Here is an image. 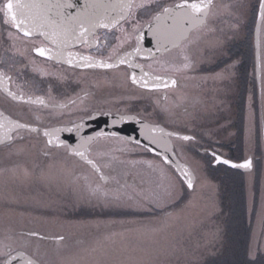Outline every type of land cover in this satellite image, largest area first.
<instances>
[{"label":"rangeland","instance_id":"obj_1","mask_svg":"<svg viewBox=\"0 0 264 264\" xmlns=\"http://www.w3.org/2000/svg\"><path fill=\"white\" fill-rule=\"evenodd\" d=\"M255 1L216 0L206 27L209 32L193 33L182 51L170 54L177 65L187 55L185 50L194 61L189 72L178 71L190 82L189 88L175 92L176 121L188 122L176 130L195 135V140L177 139L197 175L192 190L151 160L103 156L108 172L124 173H113L111 182L103 184L64 150H55L51 158L24 147L6 154L2 172L10 182L15 173H20L26 187L36 172L45 176L40 177L45 188H36L27 201L37 209L42 204L48 227L65 236L48 243L42 254L46 264H247L246 259L240 260L242 254L255 259L254 264H264V168L241 178L227 168L213 167L201 152L203 147L214 146L238 161L243 154L261 151L264 162V23L263 90L254 96L245 92L246 80L254 71ZM233 46L241 52L240 80L230 58ZM237 87L243 92L240 96ZM0 203L13 201L0 196ZM121 210L126 217L119 216ZM7 224H0V255L11 244ZM240 227L244 239L237 235ZM248 231L250 239L246 240ZM234 241L242 243L243 249H230Z\"/></svg>","mask_w":264,"mask_h":264},{"label":"flooded vegetation","instance_id":"obj_2","mask_svg":"<svg viewBox=\"0 0 264 264\" xmlns=\"http://www.w3.org/2000/svg\"><path fill=\"white\" fill-rule=\"evenodd\" d=\"M260 1H255L257 13ZM140 2L141 0L133 1L135 4ZM179 2L180 0H153L147 7H133L129 14L115 26L101 27L86 38L71 40L66 44L60 41L53 44L38 31H35L31 37H25L14 27L4 23L3 14L0 13V112H4L14 121L29 125L28 128H13L11 131H8L7 128H0V140H3L0 143V196H5L13 201V204L0 203V224L9 223L7 225L10 227L7 238L11 244H7L10 247H5L6 253L24 251L40 264H46L42 254L43 251L45 252L48 243L65 239L64 235H56L55 230L48 227L47 209L40 203L37 209L36 204L27 201L32 191L36 192V188L41 189V191L45 188L44 179L40 178L43 172L38 171L34 177H30V183L27 187L20 173L11 175L14 184L8 180L9 178L6 179L3 176L2 168H5L3 160L10 150H18L17 148L20 147L34 148L37 152L35 154L41 155L42 158L43 156L51 158L55 150H64L75 164L88 169L103 184L111 182L113 173L124 174L118 169H113L112 173L108 172L106 164L102 161L103 156L116 160L123 157L130 161H144L145 163V160H151L153 163H159L163 166L167 170L166 174L178 176L185 181L184 172L186 170L192 178L196 177L197 179L196 173L188 168L187 160L179 147L177 139L181 138L169 135V139L165 142L167 151L173 150L174 157L179 158V165H177L167 163L163 155L153 153L147 146L127 139L123 135H88L86 132L93 130L97 124L78 126L94 115H135L151 124L162 126L164 130L169 132H181L176 130V126L188 125V122L181 124V122L176 121L175 92L181 87L189 88L190 82H186V77L179 75L178 71L182 74L189 72L194 61L190 56V51L185 50L190 67L183 68L186 61L183 60L180 62L181 64L178 63L177 65L170 54L175 50L182 51L193 33L201 30L209 32L206 27L212 17L216 0L213 2L207 21L202 26L197 27L178 48L152 58L136 59L135 63L140 66L142 76L148 81V87L133 83L131 66L128 64L123 63L112 68H92L83 66L85 61L81 59V57L88 56L93 58V61L114 62L126 52L135 50L138 46L137 36L149 22L155 19L162 7ZM210 32L213 30L211 29ZM40 47L50 51H46V54L41 56L36 51ZM69 53L72 54V64L67 63ZM182 54L184 53H180V56ZM233 61L235 65L234 75H237V80H240L241 67L238 55L234 57ZM236 61L239 63L236 64ZM253 64L251 67L254 68L252 78L246 80L247 85L244 84L246 94L252 93L254 96L256 93L255 84H257L255 55ZM157 76L162 77L163 81L167 82V87L155 79ZM171 80L176 81L175 85L171 84ZM158 83L160 87H154ZM6 89L17 93V95H22L24 99H12ZM239 90L240 88L237 87L236 94L239 93ZM262 90L261 76V89L257 85L259 95H261ZM242 93L240 90L239 96ZM37 97H43L46 106L31 102L35 101ZM32 129H36V131H32ZM56 129H71V131L55 133L54 130ZM81 129L85 130L83 135L76 133ZM44 131L54 132V135L46 137ZM6 135L10 136L11 139H5ZM57 136L61 143L57 142ZM76 137L81 139L76 146H73L71 152L70 141ZM49 139L52 140L51 144L48 143ZM100 143H105V145H100ZM141 148L145 149L149 156L146 157ZM74 149L83 152L84 156L77 155L73 151ZM201 152L205 154L206 159L213 167H224L231 171L225 164H214L216 159L214 153L227 157L218 148L207 146L203 147ZM258 152H253L247 157L243 154L244 156L242 155L238 161L252 157L254 161L253 171L256 170L257 173H260L264 168V162L262 152ZM86 156L93 163L82 159ZM7 161L6 159V163H9ZM43 169L45 170L46 166ZM87 174L89 173L87 172ZM36 175L39 176V179L36 178ZM98 186L103 187L102 184H98ZM132 206L130 208H133ZM133 209L136 212L138 208ZM139 215L141 214H135V216ZM119 216L126 217L127 214L121 210ZM5 217L7 218L4 219ZM2 219L4 220L2 221ZM32 233H36V235H31ZM5 259H7L5 254L0 255V264H3Z\"/></svg>","mask_w":264,"mask_h":264},{"label":"water","instance_id":"obj_3","mask_svg":"<svg viewBox=\"0 0 264 264\" xmlns=\"http://www.w3.org/2000/svg\"><path fill=\"white\" fill-rule=\"evenodd\" d=\"M133 1L134 0H89L90 3H98L103 5L104 7L92 10V23L95 26L92 27L83 36H79L78 32L76 34L66 35L64 32L60 30H57L56 35L53 36L51 34L52 29L47 27L41 28L37 31L41 33L43 32L49 33L48 35H45V37L53 44H56L57 41L66 44L68 41L71 40L83 39L89 35H92L98 28L105 27L104 25H108L107 27H113L116 24H118L130 12L129 9L122 6L130 2L133 3ZM47 2L56 3L57 0H47ZM61 2H63V0H61ZM73 2L77 3L78 5H83L85 3V0H73ZM69 13L74 16L76 14V9H67L65 11V16H67ZM52 14L53 16L55 15V10H53ZM207 17L205 18L202 24H196V25H193L189 20L179 16L173 18V17H166L161 15V18L159 20H157L155 17V19L151 23H149L144 28V30L140 32V34L138 35L143 37L139 41L138 46L141 48V51L139 53H136L135 50H132L121 55L114 62H106V63H112L116 67L121 64L119 63V60L124 59L126 61L125 64L131 66V76L134 73L137 79L139 80V78L142 76V72L140 66L135 63L137 58H152L157 56L158 54L177 48L185 39H187L190 36L192 31H194L197 27L203 25L206 22ZM261 26H262V22L259 19V12H258V18L255 28V44H256L257 73H258L259 82L261 75V52H260L261 45L260 48L258 49L257 29L258 27L260 28V37H261ZM95 62H99V61L95 60ZM88 124L98 125V126L96 125L93 130L87 131L86 133L88 135L90 134L123 135L127 139L133 140L135 142L147 146L153 153L163 155L164 159L165 157H167V160L165 159L166 162L170 164L175 163L177 165H179V161H178L179 158L174 157L173 150L168 152L165 144V142L169 139L168 133H173L174 134L173 136H177V137L188 136L190 138H193V136L190 134H182L174 131H170V132L166 131L162 128V126L151 124L145 120L140 119L138 116L135 115H106V116L94 115L92 118H89L86 122H83L78 126H84ZM160 129H163V131H160ZM83 132H85V130L81 129L79 130V132L76 133L83 135ZM163 134L164 136H162ZM80 139L81 138L78 137L71 139L70 141L71 152L73 146H76ZM214 155L216 156L215 164L223 163L222 162L223 160H228L230 161V163L226 165L232 167L233 169L240 170L243 172H249L253 169L252 157L238 162L226 158L220 154L214 153ZM217 157H219L220 160H217ZM82 159L85 160L86 162L90 161L87 156ZM247 160H251L250 168H240V167L232 166L233 164H242ZM194 182H195V178H193V184ZM18 252L12 255L15 256ZM35 261L37 262V264H39L37 260ZM13 264H17V262L14 261Z\"/></svg>","mask_w":264,"mask_h":264},{"label":"snow or ice","instance_id":"obj_4","mask_svg":"<svg viewBox=\"0 0 264 264\" xmlns=\"http://www.w3.org/2000/svg\"><path fill=\"white\" fill-rule=\"evenodd\" d=\"M153 0H141L139 4L128 3L123 5L127 9L136 8H144L149 6ZM104 7L98 3H90L89 0H85L83 5H78L73 2V0H57L56 3L47 2V0H0V13L3 14V21L6 24L11 25L18 32L22 33L25 37H31L33 33L41 28H50L52 29L51 34L53 36L56 35V31L60 30L67 34H76L78 32L79 36H83L86 32H88L95 25L92 23V10ZM213 7V0H180L179 3H175L171 6L162 7L161 12L157 14L156 19L159 20L161 15L166 17H182L184 19L189 20L193 25L202 24L205 18L209 15ZM67 9H76V14L73 16L70 13L65 16V11ZM53 10H55V15L53 16ZM259 19L262 23H264V0H261L260 8H259ZM107 27L108 25H104ZM43 35H48L49 33L43 32ZM142 36H137V42L139 45V41L142 39ZM159 40V38H158ZM261 45V37H260V28L257 29V47L260 48ZM36 51L39 55L44 56L46 54V50L43 47L37 48ZM141 48L139 46L136 47L135 52L139 53ZM69 59L67 63L72 64V54L69 53ZM259 56V53H258ZM85 61L83 66L85 67H105L112 68L115 67L112 63H106L104 61L95 62L93 58L84 56L81 57ZM186 63L183 64V68H189L190 63L187 61L189 58L187 56L184 57ZM126 61L124 59H120L119 63L123 64ZM146 75V74H145ZM8 79H11L8 77ZM133 83H140L143 87H148V81L144 79L143 76L137 79L136 75L133 73L131 76ZM157 81H160L167 87V82L163 81L162 77H155ZM176 81L171 80V84L175 85ZM154 87H160V84L154 85ZM9 96L14 100H23L24 97L22 95H17V93L7 90ZM33 103H39L41 105H45V101L43 97H37L35 101H31ZM75 103V101H72ZM46 106V105H45ZM63 107V105H61ZM39 119V117H37ZM29 125L22 124L19 121H14L10 116L4 114V112H0V128H7L8 131H11L13 128H28ZM32 131H36V129H32ZM59 131H71V129H56L55 133ZM163 131V129H160ZM54 132L44 131V136L51 137L54 135ZM168 135H174L173 133H168ZM5 139H11L10 136H5ZM181 139L189 140L191 139L188 136L181 137ZM3 140H0L2 143ZM57 142L59 138L57 136ZM48 143L51 144L52 140L49 139ZM79 156H84L83 152L73 150ZM167 160V157H165ZM217 160H220L217 157ZM89 163H93L92 161H88ZM225 164H229L230 161L223 160ZM95 167V165H93ZM233 167L240 168H250L251 160H247L242 164H233ZM98 170V169H97ZM185 181L187 183L188 188L193 187V178L192 176L185 170L184 172ZM31 235H36V233H32ZM63 239V237H60ZM6 247H10L6 245ZM7 259L4 260L3 264H13L14 261L17 264H37L35 260L29 257L25 252H18L15 256L12 255L11 252L5 253Z\"/></svg>","mask_w":264,"mask_h":264},{"label":"trees","instance_id":"obj_5","mask_svg":"<svg viewBox=\"0 0 264 264\" xmlns=\"http://www.w3.org/2000/svg\"><path fill=\"white\" fill-rule=\"evenodd\" d=\"M232 53H231V55L233 54V57H230L232 60L234 59V57H236V55H238L239 53H241L240 51H239V53L237 52V49H236V47H235V50H234V46L232 47ZM230 60V59H229ZM242 119V118H241ZM241 124H243V123H241ZM233 172H237V171H233ZM237 173H239V172H237ZM239 175L241 176V178L243 177L242 176V174L241 173H239ZM248 227V226H247ZM250 227V226H249ZM242 229H243V227H242ZM250 229V228H249ZM237 231H238V229H236L235 230V232H236V234H237ZM248 233V235H245L246 236V240H249L250 239V231H248L247 232ZM241 234H242V230H241V227H240V232H239V234H237V235H239V236H241ZM236 236V235H235ZM244 236V237H245ZM241 239H244L243 238V236H241ZM236 241H234V243L232 244L231 243V247H230V249H232V246H233V249L234 248H236L237 246V248L236 249H240V248H242L243 247V244L242 243H235ZM246 242V241H245ZM247 246H248V241H247ZM245 248H247L246 247V244H245ZM243 249V248H242ZM239 258V257H238ZM244 259H246V261L248 262L247 264H251V263H253V261L255 260V259H251L250 257H249V255L247 254V256H244L243 254H242V256L240 257V260H244ZM240 263V262H239ZM241 264V263H240ZM254 264V263H253Z\"/></svg>","mask_w":264,"mask_h":264}]
</instances>
